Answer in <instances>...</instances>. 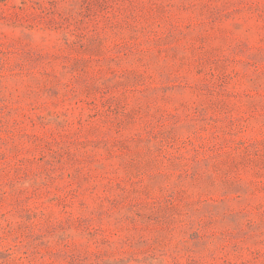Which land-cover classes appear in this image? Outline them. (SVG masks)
Returning a JSON list of instances; mask_svg holds the SVG:
<instances>
[{
  "label": "rangeland",
  "instance_id": "obj_1",
  "mask_svg": "<svg viewBox=\"0 0 264 264\" xmlns=\"http://www.w3.org/2000/svg\"><path fill=\"white\" fill-rule=\"evenodd\" d=\"M0 264H264V0H0Z\"/></svg>",
  "mask_w": 264,
  "mask_h": 264
}]
</instances>
